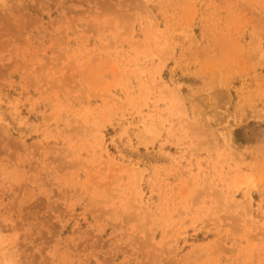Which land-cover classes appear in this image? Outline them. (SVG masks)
Wrapping results in <instances>:
<instances>
[{
	"label": "rangeland",
	"instance_id": "rangeland-1",
	"mask_svg": "<svg viewBox=\"0 0 264 264\" xmlns=\"http://www.w3.org/2000/svg\"><path fill=\"white\" fill-rule=\"evenodd\" d=\"M0 264H264V0H0Z\"/></svg>",
	"mask_w": 264,
	"mask_h": 264
}]
</instances>
